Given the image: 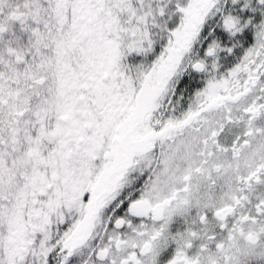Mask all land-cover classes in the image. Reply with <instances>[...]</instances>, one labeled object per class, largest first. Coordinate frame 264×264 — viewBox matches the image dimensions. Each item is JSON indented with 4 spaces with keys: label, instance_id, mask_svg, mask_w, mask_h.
Here are the masks:
<instances>
[{
    "label": "snow or ice",
    "instance_id": "6c2138e0",
    "mask_svg": "<svg viewBox=\"0 0 264 264\" xmlns=\"http://www.w3.org/2000/svg\"><path fill=\"white\" fill-rule=\"evenodd\" d=\"M0 264H264V0H0Z\"/></svg>",
    "mask_w": 264,
    "mask_h": 264
}]
</instances>
